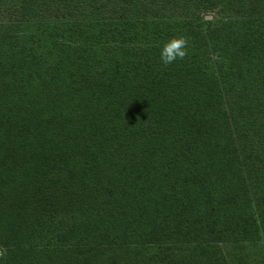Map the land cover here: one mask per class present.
Instances as JSON below:
<instances>
[{
    "label": "trees",
    "instance_id": "obj_1",
    "mask_svg": "<svg viewBox=\"0 0 264 264\" xmlns=\"http://www.w3.org/2000/svg\"><path fill=\"white\" fill-rule=\"evenodd\" d=\"M20 1L0 264H264V0Z\"/></svg>",
    "mask_w": 264,
    "mask_h": 264
},
{
    "label": "clouds",
    "instance_id": "obj_2",
    "mask_svg": "<svg viewBox=\"0 0 264 264\" xmlns=\"http://www.w3.org/2000/svg\"><path fill=\"white\" fill-rule=\"evenodd\" d=\"M186 55V40L183 37L174 38L167 42L160 51L163 64L167 65L174 60L182 59Z\"/></svg>",
    "mask_w": 264,
    "mask_h": 264
},
{
    "label": "rangeland",
    "instance_id": "obj_3",
    "mask_svg": "<svg viewBox=\"0 0 264 264\" xmlns=\"http://www.w3.org/2000/svg\"><path fill=\"white\" fill-rule=\"evenodd\" d=\"M20 0H0V29L6 23L14 21V17L22 10ZM4 254L0 248V256Z\"/></svg>",
    "mask_w": 264,
    "mask_h": 264
}]
</instances>
